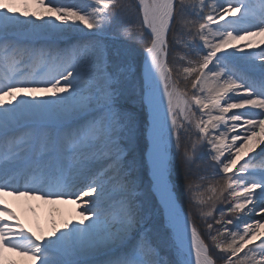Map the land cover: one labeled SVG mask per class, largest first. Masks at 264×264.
I'll return each instance as SVG.
<instances>
[{
    "label": "snow or ice",
    "instance_id": "1",
    "mask_svg": "<svg viewBox=\"0 0 264 264\" xmlns=\"http://www.w3.org/2000/svg\"><path fill=\"white\" fill-rule=\"evenodd\" d=\"M35 2L0 0V197L79 212L45 236L0 200V258L264 264V0Z\"/></svg>",
    "mask_w": 264,
    "mask_h": 264
},
{
    "label": "bare ground",
    "instance_id": "2",
    "mask_svg": "<svg viewBox=\"0 0 264 264\" xmlns=\"http://www.w3.org/2000/svg\"><path fill=\"white\" fill-rule=\"evenodd\" d=\"M56 2L64 3H78L82 4L86 0H56ZM13 7L19 9L20 11L29 12H44L45 9L36 4L35 0H11ZM254 5L258 6V0H253ZM258 42L261 38H255ZM240 43H243L242 41ZM258 51V50H257ZM142 62V61H141ZM39 95V93L37 94ZM7 96L0 97V99H7ZM167 106L165 102V107ZM255 164L259 167L264 165V161L261 158H257ZM190 180V179H189ZM32 200V203L28 204L26 207L21 206L16 201H20L26 198ZM25 198H18L13 200L9 195L0 197L4 200V203L12 209V211L17 215L21 222L24 223L26 228L35 231L39 234L47 236L50 231L52 224L56 225L62 224L65 220L70 218L78 219V212L80 201L72 203L71 200H52L45 201L34 196H27ZM87 199V197H85ZM186 214V211L183 207ZM28 213H31V218L28 217ZM264 231V229H261ZM259 243V241H257ZM0 264H30V261L26 257L19 256L16 253L6 252L3 258H0Z\"/></svg>",
    "mask_w": 264,
    "mask_h": 264
},
{
    "label": "rangeland",
    "instance_id": "3",
    "mask_svg": "<svg viewBox=\"0 0 264 264\" xmlns=\"http://www.w3.org/2000/svg\"><path fill=\"white\" fill-rule=\"evenodd\" d=\"M255 6V5H254ZM143 48H139L138 52H142ZM138 59H140V57L138 56ZM10 97H8L7 99H5V101L9 100ZM181 151H183V148L181 149ZM258 159L260 157H257ZM253 163L255 164V162L253 161ZM206 174H200L197 176H193L192 178H190V180H185L184 174L182 169H177L176 171L173 172L172 174V182L175 183H179L181 190L183 191L185 186L190 184L191 185V189L188 192L184 193V203H183V207L186 211L187 214H189V210H190V204H191V215L193 217V220L195 222V224L198 227V230L200 232H204L206 225H204L203 221L200 218V201L204 200L206 201L208 199V196L211 195V193L208 191L210 185H211V181L207 182V183H199L202 182L203 180L201 179V176H205ZM0 200L3 201L4 200L0 198ZM18 204H21V206L26 207L28 204L32 203V200L29 198L20 200V201H16ZM31 213H28V217L31 218ZM203 238V237H202ZM258 243V242H257ZM243 255V254H241Z\"/></svg>",
    "mask_w": 264,
    "mask_h": 264
},
{
    "label": "trees",
    "instance_id": "4",
    "mask_svg": "<svg viewBox=\"0 0 264 264\" xmlns=\"http://www.w3.org/2000/svg\"><path fill=\"white\" fill-rule=\"evenodd\" d=\"M202 174V173H201ZM204 174V173H203ZM210 180L209 179H207V178H205L202 182H199V183H201V184H203V183H207V182H209Z\"/></svg>",
    "mask_w": 264,
    "mask_h": 264
}]
</instances>
